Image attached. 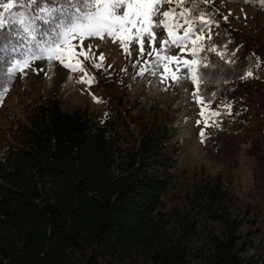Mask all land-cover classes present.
<instances>
[{
    "label": "trees",
    "instance_id": "obj_1",
    "mask_svg": "<svg viewBox=\"0 0 264 264\" xmlns=\"http://www.w3.org/2000/svg\"><path fill=\"white\" fill-rule=\"evenodd\" d=\"M249 1L264 9L262 0ZM21 2L28 0H13L3 15L0 89L11 83L19 25L9 21L24 11ZM193 5L219 25L213 47L226 58H194L196 94L208 113H218L211 116L217 133L208 137L209 152L233 169L248 145L247 156L264 173V36L235 29L208 2L176 7ZM203 56L219 67L204 70ZM92 76L103 117L73 107L59 92L31 98L19 114L0 110V264H246L237 198L220 174L195 173L182 199L169 200L177 109L168 101L146 107L141 96H127V87L118 93L102 72Z\"/></svg>",
    "mask_w": 264,
    "mask_h": 264
},
{
    "label": "rangeland",
    "instance_id": "obj_2",
    "mask_svg": "<svg viewBox=\"0 0 264 264\" xmlns=\"http://www.w3.org/2000/svg\"><path fill=\"white\" fill-rule=\"evenodd\" d=\"M197 3L208 2L219 10L230 25L247 34L259 32L264 36V9L257 3L249 0L231 2L228 0H188ZM175 3L165 4L164 10L175 9L177 19L181 11ZM0 12L3 7L0 6ZM157 32L156 49H161L160 40H171L166 36L165 30L159 28ZM215 25L211 27L213 37ZM208 33H204L207 35ZM77 45L79 44L76 41ZM127 47V45H125ZM191 44L188 45V52L180 55L181 61L194 59L190 55ZM148 51H152L150 45L146 44ZM90 49V50H89ZM84 55L79 57L81 64L77 71L72 72L60 65L58 61L45 59L42 62L31 61L24 65V72L16 69L11 83L0 89V110L10 109L19 114L28 101L39 95H47L59 92L60 98L69 102L73 107L88 109L93 115L103 117L104 108L96 93V85L93 79V71H100L107 80L115 83L116 90L127 87V96L134 98L141 96L143 104L147 107L152 103L171 102L174 109H177L182 121L176 126L172 142L178 146V153L175 154L172 173V185L168 197L170 202H178L182 199L184 182L195 173L206 172L210 175L220 174L224 183L234 189L236 201V212L243 219L241 234L247 239L249 247L243 254L246 264H264V189L262 185L264 173L259 165L247 156L248 145L242 146L239 154L238 166L231 169L224 164L216 162L208 149V137L217 133L212 118L208 117V111L200 102L195 91L192 75L194 66L191 68L180 64V83L170 86L166 79L160 82V73L163 69H157L156 74L144 71L143 60L137 63L139 58V46L131 48L132 56L129 57L120 43L113 44L110 38L100 42L93 38L84 41ZM82 49L77 46L76 52ZM104 58H100V54ZM180 49L173 48L172 55L176 56ZM167 54V53H162ZM155 55V53L153 54ZM9 67H14L13 63ZM173 73L177 65L171 64ZM36 69H43L37 74ZM126 69V71H122ZM47 77V78H46ZM83 81V82H81ZM90 82V83H89ZM195 93V94H194ZM201 109L205 116L199 115ZM200 120L197 125L196 121ZM207 123V127H205ZM204 131V136L200 132ZM203 139V143L201 140ZM263 152H264V135ZM216 226V225H215Z\"/></svg>",
    "mask_w": 264,
    "mask_h": 264
},
{
    "label": "snow or ice",
    "instance_id": "obj_3",
    "mask_svg": "<svg viewBox=\"0 0 264 264\" xmlns=\"http://www.w3.org/2000/svg\"><path fill=\"white\" fill-rule=\"evenodd\" d=\"M171 3L180 6L184 0H62V2L60 0H28L27 3L21 2L20 7L24 11L9 21L10 27L19 25L13 33L17 43L12 45L14 67L7 68L9 78H12L17 68L24 72V65H28L33 60L43 59L58 61L64 68L75 72L81 66L79 57L85 54L84 41H91L93 38L100 42L107 38H110L113 44L119 42L129 57L132 56V46L138 45L140 56L136 62L139 63L145 56L148 57L143 60L145 69L140 72V75L143 76L145 72H152L155 75L156 70L162 68L160 82L169 80L165 91L168 87L180 83L179 66L181 63L189 68L197 64L196 59L181 61L179 58L181 54L188 52L189 43L192 46L190 55L194 58L198 53L215 52L221 60H225L224 55L213 47V44L218 41L213 40L211 27L214 24L219 27L217 22L195 5L191 9H181L180 19H177L175 9L164 10V5ZM37 4L39 7L36 11H31V6ZM2 7L0 29L5 26L3 15L13 8V0L3 3ZM57 11L61 12L60 19L56 18ZM38 22L49 25V31L41 33ZM159 28L165 30L171 44L169 40H160L161 49L157 50L155 47L158 39L156 30ZM204 33L208 34L204 35ZM76 41L79 42L78 45ZM146 44L150 45L152 51L147 50ZM77 46L82 51L76 52ZM173 48L180 49V53L173 56L171 54ZM232 55L234 56V52ZM100 58H104L103 53L100 54ZM227 62L236 63L235 60ZM201 63L204 70L219 67L215 62L209 63L207 56L202 57ZM171 64L177 65L175 73L170 68ZM41 71L44 70L36 69L37 74ZM245 75L251 77L254 73L248 70ZM241 78L245 76L242 75ZM199 79L203 80L205 76H199ZM192 80H197L195 72H193ZM204 95L201 91L200 96ZM212 96L214 97L215 93H212ZM203 102L208 101L205 99ZM199 115L205 116L203 109ZM214 115L218 113L210 110L208 117ZM229 115H231L230 112ZM196 123L199 125L200 120L198 119ZM207 126L206 123L205 127ZM200 136H204L203 130Z\"/></svg>",
    "mask_w": 264,
    "mask_h": 264
}]
</instances>
